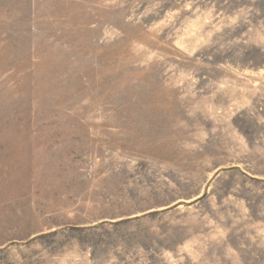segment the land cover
I'll return each instance as SVG.
<instances>
[{"label": "rangeland", "instance_id": "374dc122", "mask_svg": "<svg viewBox=\"0 0 264 264\" xmlns=\"http://www.w3.org/2000/svg\"><path fill=\"white\" fill-rule=\"evenodd\" d=\"M0 264H264V0H0Z\"/></svg>", "mask_w": 264, "mask_h": 264}]
</instances>
